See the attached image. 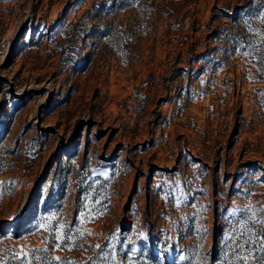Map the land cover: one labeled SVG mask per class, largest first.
<instances>
[{"label":"rangeland","instance_id":"rangeland-1","mask_svg":"<svg viewBox=\"0 0 264 264\" xmlns=\"http://www.w3.org/2000/svg\"><path fill=\"white\" fill-rule=\"evenodd\" d=\"M246 1L0 0V264H264Z\"/></svg>","mask_w":264,"mask_h":264},{"label":"trees","instance_id":"trees-1","mask_svg":"<svg viewBox=\"0 0 264 264\" xmlns=\"http://www.w3.org/2000/svg\"><path fill=\"white\" fill-rule=\"evenodd\" d=\"M253 2H256V0H247L246 3H245V5H248V4L253 3ZM10 224H11V223H10L9 219H7V218H2V219H0V235L6 233L7 228L9 227ZM19 225H20V224L18 223V224H17V227H18ZM0 257H1V256H0Z\"/></svg>","mask_w":264,"mask_h":264},{"label":"snow or ice","instance_id":"snow-or-ice-1","mask_svg":"<svg viewBox=\"0 0 264 264\" xmlns=\"http://www.w3.org/2000/svg\"><path fill=\"white\" fill-rule=\"evenodd\" d=\"M41 227L43 228V227H45V225H41ZM62 228H63V225H61L60 229H57V231H56V238L58 240L61 239V230H62ZM143 235H144L143 233H140L141 237H143ZM68 239H71V237H68ZM132 251L135 252V248H133ZM57 259H59V258H57ZM180 259L183 260V259H185V257L181 256Z\"/></svg>","mask_w":264,"mask_h":264}]
</instances>
